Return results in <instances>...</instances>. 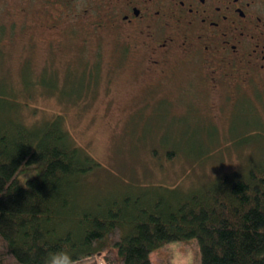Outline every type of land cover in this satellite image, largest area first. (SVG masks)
Here are the masks:
<instances>
[{
	"label": "rangeland",
	"instance_id": "374dc122",
	"mask_svg": "<svg viewBox=\"0 0 264 264\" xmlns=\"http://www.w3.org/2000/svg\"><path fill=\"white\" fill-rule=\"evenodd\" d=\"M4 20L0 24L11 22ZM21 34L18 25L0 35V121L41 127L62 116L75 145L101 165L85 181L81 203L99 192L188 194L264 163V101L255 107L242 95L212 109V95L197 86L195 65L178 71L187 79L184 87L178 74L149 89L146 75L135 76L139 55L119 50L122 36L111 28L33 34L28 49ZM39 171L25 170L19 183ZM152 259L200 264L197 240L169 243Z\"/></svg>",
	"mask_w": 264,
	"mask_h": 264
},
{
	"label": "trees",
	"instance_id": "16d2710c",
	"mask_svg": "<svg viewBox=\"0 0 264 264\" xmlns=\"http://www.w3.org/2000/svg\"><path fill=\"white\" fill-rule=\"evenodd\" d=\"M13 119L0 121V264H42L58 248L79 264H153V252L192 239L200 264H264V163L188 194L99 192L81 203L101 165L62 116L41 127Z\"/></svg>",
	"mask_w": 264,
	"mask_h": 264
},
{
	"label": "flooded vegetation",
	"instance_id": "af4514ba",
	"mask_svg": "<svg viewBox=\"0 0 264 264\" xmlns=\"http://www.w3.org/2000/svg\"><path fill=\"white\" fill-rule=\"evenodd\" d=\"M2 19L11 22L0 35L19 25L24 49L33 34L118 30V49L139 55L135 76L146 75L149 89L178 74L184 87L178 71L195 65L212 109L242 95L255 107L264 101V0H0Z\"/></svg>",
	"mask_w": 264,
	"mask_h": 264
},
{
	"label": "clouds",
	"instance_id": "9594fccd",
	"mask_svg": "<svg viewBox=\"0 0 264 264\" xmlns=\"http://www.w3.org/2000/svg\"><path fill=\"white\" fill-rule=\"evenodd\" d=\"M42 264H79L72 252L65 248L53 249L44 256Z\"/></svg>",
	"mask_w": 264,
	"mask_h": 264
}]
</instances>
